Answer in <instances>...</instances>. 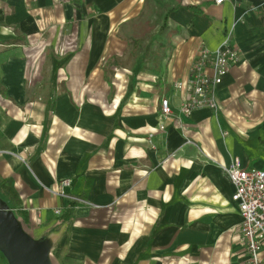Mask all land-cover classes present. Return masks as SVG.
Wrapping results in <instances>:
<instances>
[{
  "label": "crops",
  "instance_id": "1",
  "mask_svg": "<svg viewBox=\"0 0 264 264\" xmlns=\"http://www.w3.org/2000/svg\"><path fill=\"white\" fill-rule=\"evenodd\" d=\"M146 6L163 30L142 43ZM229 30L218 107L182 113L199 51ZM236 160L264 169V0H0V211L53 264H249Z\"/></svg>",
  "mask_w": 264,
  "mask_h": 264
},
{
  "label": "built area",
  "instance_id": "2",
  "mask_svg": "<svg viewBox=\"0 0 264 264\" xmlns=\"http://www.w3.org/2000/svg\"><path fill=\"white\" fill-rule=\"evenodd\" d=\"M223 0H216L222 3ZM232 30L220 47L214 51L202 48L192 67V77L186 83L188 97L181 105V112L191 114L202 107L217 108L215 89L221 83L232 64L240 61L239 51L232 42ZM178 82V88L183 87ZM161 113L164 116L172 114L168 98L161 100ZM223 170L235 186L232 200L237 203L242 216L241 238L245 245L249 264H263L262 251L264 246V169L244 168L238 160L230 165H224ZM71 185V179H63L61 187Z\"/></svg>",
  "mask_w": 264,
  "mask_h": 264
},
{
  "label": "water",
  "instance_id": "3",
  "mask_svg": "<svg viewBox=\"0 0 264 264\" xmlns=\"http://www.w3.org/2000/svg\"><path fill=\"white\" fill-rule=\"evenodd\" d=\"M0 248L11 264H53L48 248L34 241L11 212L0 211Z\"/></svg>",
  "mask_w": 264,
  "mask_h": 264
},
{
  "label": "rangeland",
  "instance_id": "4",
  "mask_svg": "<svg viewBox=\"0 0 264 264\" xmlns=\"http://www.w3.org/2000/svg\"><path fill=\"white\" fill-rule=\"evenodd\" d=\"M147 7L148 6H146V10H149V12L147 13L149 16L148 22L135 24L136 29H134V32L132 33V34H135L136 37H138L137 40L140 42H142V40L145 41L146 35L151 36L153 31H156L159 28L162 29L163 27L162 18H161L162 16L160 14H157V11H156L157 8L152 9V8H147ZM76 41L77 40L74 36L70 37L69 40H66V43L64 44V46L60 44L59 46L55 48V51H54L56 52L55 54H57L60 57V56L66 55L67 50H71V51L75 50L77 46ZM142 43H139V46H141ZM45 47L46 45H42V46L37 45V49L30 51L31 60L34 62V65H35V67H33L32 69L33 76L38 74L36 71L37 66L40 67L41 64L45 62L44 60H46L47 57L49 59V53L46 56L47 50L45 49ZM123 61L129 62V61H132V58H129L128 60H123Z\"/></svg>",
  "mask_w": 264,
  "mask_h": 264
}]
</instances>
